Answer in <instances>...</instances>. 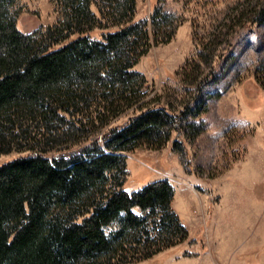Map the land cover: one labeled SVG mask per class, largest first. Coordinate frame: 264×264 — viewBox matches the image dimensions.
<instances>
[{"label":"trees","instance_id":"1","mask_svg":"<svg viewBox=\"0 0 264 264\" xmlns=\"http://www.w3.org/2000/svg\"><path fill=\"white\" fill-rule=\"evenodd\" d=\"M55 1L59 21L26 34L17 0H0V155L26 153L0 165V264L149 259L187 230L166 180L122 189L120 152L170 138L173 116L146 99L147 80L133 67L152 40L172 39L177 17L156 7L149 31L133 21L136 0ZM95 27L115 29L97 40Z\"/></svg>","mask_w":264,"mask_h":264},{"label":"rangeland","instance_id":"2","mask_svg":"<svg viewBox=\"0 0 264 264\" xmlns=\"http://www.w3.org/2000/svg\"><path fill=\"white\" fill-rule=\"evenodd\" d=\"M156 7L175 14L178 27L167 43L155 44L150 33L133 70L147 80L146 99L156 98L174 122L161 148L120 152L121 187L131 193L166 180L187 238L129 264H264V0H136L133 21L150 31ZM16 8L26 34L61 17L55 0H17ZM112 29L89 35L99 40ZM25 154L0 155V165Z\"/></svg>","mask_w":264,"mask_h":264}]
</instances>
